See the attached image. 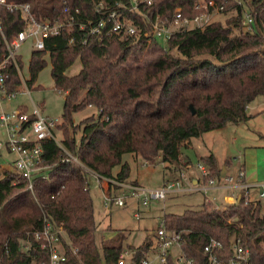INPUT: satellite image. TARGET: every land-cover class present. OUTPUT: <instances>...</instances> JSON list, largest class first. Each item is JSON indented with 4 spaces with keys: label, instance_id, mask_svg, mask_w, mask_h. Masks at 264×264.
Instances as JSON below:
<instances>
[{
    "label": "trees",
    "instance_id": "trees-1",
    "mask_svg": "<svg viewBox=\"0 0 264 264\" xmlns=\"http://www.w3.org/2000/svg\"><path fill=\"white\" fill-rule=\"evenodd\" d=\"M22 1L30 2L38 20L75 17V23L61 34L45 39L44 50L32 52L27 84L31 87L46 67L48 53L55 88L65 95L63 122L58 127L63 143L100 175L127 181L131 169L123 160L127 153L151 162L159 159L165 169L181 171L191 163L184 162L183 149L192 147V138L247 121L251 118L248 105L264 95V0L251 1L260 13L255 32L243 30L240 5L215 0L224 5L219 19L201 28L175 31L167 47L158 40L149 43L144 33L157 16L173 20L178 8L184 16L193 17L198 0H152L134 10L130 9L131 0ZM99 2L105 6L101 11L97 10ZM113 9L122 19L134 22L138 33L109 31L100 39L80 28L86 18L98 22ZM0 16L8 39L27 27L20 11L2 8ZM111 22L108 18L104 32L111 28ZM72 36L74 42L70 43ZM3 44L0 34L1 48ZM77 60L81 69L68 75L66 71ZM19 61L22 63L21 57ZM9 83L12 89L21 83L13 67ZM88 106L96 108L95 115L76 124L74 114ZM43 145L46 161L53 167L46 178L35 177L33 188L17 169L5 170L0 177V264H48L50 249L43 248V239L35 237L36 231L44 229L46 219L58 232L68 264H118L126 238L116 235L103 239L99 248V223L86 188L88 173L74 161L61 163L63 151L56 142L45 140ZM200 160L210 167L212 175L219 171L214 154ZM163 220L169 231L181 234L180 251L200 264H208L204 248L211 239L223 243L221 253L226 263L233 254L234 239L249 248L252 264H264V206L260 200L247 201L241 195L226 209L203 203L182 213H167ZM152 245L147 236L140 246L129 247L139 260ZM166 264H177L174 253Z\"/></svg>",
    "mask_w": 264,
    "mask_h": 264
},
{
    "label": "built area",
    "instance_id": "built-area-1",
    "mask_svg": "<svg viewBox=\"0 0 264 264\" xmlns=\"http://www.w3.org/2000/svg\"><path fill=\"white\" fill-rule=\"evenodd\" d=\"M232 1L242 7L241 22L243 30L255 32L257 16L260 13L254 5H251L252 0ZM145 2L150 4L152 0H131L130 9H138L140 4ZM194 7L198 12L191 18L184 16L180 8L176 10L174 18L171 21L161 20L157 16L151 23V29L144 33L149 43L152 40H158L163 42L164 46L167 47L166 44L175 31L204 27L219 19L218 17L224 10V5L217 3L215 0H198ZM2 8H6L10 12L20 11L21 18L25 21L27 27L24 30H20L11 39H8L2 29L3 20L0 16V34L4 43L3 47H0V152H8L15 155L13 164L18 172L29 181L30 188H33V181L36 176L41 175L46 178L53 167L51 163L46 161L43 145L45 140H52L63 151L60 159L61 163L74 161L82 166L88 174H94L100 185L102 183L107 185V188H104L107 202L111 201L117 205L125 204V200L121 196H110L113 185L131 188L133 194L141 198L142 202L146 205L153 200H163L170 193L182 191L183 180L190 175L189 172L194 166L192 164H188L185 169H182L177 179H169L161 187L143 188L129 185L115 178L100 175L81 163L78 157L66 148L63 139L58 138L56 135L59 125L63 122L62 118L44 116L34 102L31 111L24 108L9 109L6 107L7 103H11L17 97L18 88L22 87L20 84L27 85V79L24 76L22 65L19 61V57L21 56L19 50L23 44L31 37L35 49L44 50L45 39L61 34L66 27L75 23V17L72 16L71 19L67 20L60 18H41L38 20L36 13L31 9L30 2L22 0H0V12ZM104 8V3L99 2L97 10L101 11ZM66 10L67 7H65L64 11ZM76 11L78 12V9ZM108 18L112 21L111 28L104 32ZM79 26L81 29H88L91 34L98 35L100 39L104 34H108L109 31L130 35H135L139 31L134 22L122 19L121 14L116 9L111 10L106 16L103 15L98 22L86 18L85 21L80 22ZM69 41L73 43L74 37L72 36ZM11 67L15 68L21 79V83L17 84L13 89L9 83ZM197 164L202 181L197 185H193L191 189L208 194L211 189L217 187L216 176L212 175L210 167L203 161L200 160ZM244 176V171H241L236 183L233 186L230 185L229 188H242L243 192L239 196L243 195L247 201H252V190L263 188L259 193V198L264 197V183L260 184L247 181L244 179ZM228 180L230 179L228 178ZM88 187L86 186V188ZM233 197L235 201L237 196L235 195ZM35 237L36 239H43V248L49 247L50 249V260L48 264H68L67 255L61 250V246H58V232L53 228L49 220L46 219L42 231L35 232ZM182 243L183 239L181 234L175 230L169 231L165 224L162 223L156 233V252L154 256L147 253L145 257L136 260L135 250H123L118 258V264H156V262H158L157 264H166L168 256L172 253L171 248L175 245L181 247ZM222 249L223 243L217 239H211L206 244L204 251L207 255L208 264H252L249 261V248L242 245L239 240L234 241L233 239V254L229 257L228 263L222 258ZM176 261L177 264H200L197 259L187 256L182 252L176 255Z\"/></svg>",
    "mask_w": 264,
    "mask_h": 264
},
{
    "label": "rangeland",
    "instance_id": "rangeland-1",
    "mask_svg": "<svg viewBox=\"0 0 264 264\" xmlns=\"http://www.w3.org/2000/svg\"><path fill=\"white\" fill-rule=\"evenodd\" d=\"M220 19L224 21L225 17L222 16ZM34 50L36 49L31 37L19 50L23 73L27 80L31 77L29 62ZM45 59L47 60V65L40 71L35 83L31 87L28 84H20L22 87L18 88V95L11 103L16 108L27 106L29 111H31L34 102L44 116L62 118L65 95L55 88L50 56L45 55ZM81 67V61L77 60L66 73L68 75L77 74ZM95 113L96 108L88 106L86 109L74 114L75 123L79 124L82 119L95 115ZM248 113L251 118L247 121L230 123L225 127L193 138V146L190 149H183L184 158H190L193 162L194 166L191 171L198 170L197 163L200 155L214 154L219 170L214 172L216 178L221 179L223 177L228 182H231V179L235 182L238 180L240 172L244 171V179L249 181L246 179V167L247 174L252 181L260 184L264 183V95L259 96L251 103ZM61 133L62 130L58 128L56 135L60 139L63 136ZM76 135L79 139L81 136L80 129L77 130ZM9 159L14 160L15 156L7 152H0V177L3 176L5 167L16 169L14 165L8 166V164H4V161ZM123 160L128 161L131 168L130 176L126 182L138 180L144 188L161 187L166 182L164 179L165 164L160 162L159 159L151 162L127 153L124 155ZM118 168L116 167L115 170ZM7 169L10 170L9 168ZM223 170L225 171V176H222ZM166 173L170 174L168 178H174L172 177L175 175L174 172L168 171ZM88 178V188L94 201L95 218L99 223L96 231L99 248L103 239L124 235L126 238L124 250H132V248L140 246L147 236L151 237L152 242L155 241L158 227L161 225V219L165 213H182L186 208L196 209L203 203L212 208L226 209L234 203L223 202L224 196L227 194V191L223 189L215 192L209 191L208 194L203 192L169 194L166 200H153L146 205L141 198L133 193L131 194L127 187H122V189L113 187L110 193L112 195L116 193L125 200L124 205H117L111 201L107 202L105 191L94 174L89 173ZM187 180L182 184L183 187L188 184ZM261 189L263 190V188ZM256 192L258 193L257 190L253 191V197L256 196ZM214 196L217 197L218 202L216 199H212ZM261 203L264 206V197H262ZM23 243L29 245L27 241H23ZM58 246H61L60 242Z\"/></svg>",
    "mask_w": 264,
    "mask_h": 264
},
{
    "label": "crops",
    "instance_id": "crops-1",
    "mask_svg": "<svg viewBox=\"0 0 264 264\" xmlns=\"http://www.w3.org/2000/svg\"><path fill=\"white\" fill-rule=\"evenodd\" d=\"M46 55H49L48 53L46 54ZM6 107L7 108H9V109H12V108H16L15 107V105L13 106V103H7L6 104ZM24 107H26L27 108V110H29L28 109V107L27 106H21L20 108H24ZM251 107V104H249L248 105V109H247V111L249 110V108ZM18 108V107H17ZM62 134V133H61ZM63 139V138H62ZM192 140H193V138H192ZM192 140H191V142H192ZM192 146H193V144H192ZM8 153V152H7ZM9 154H11V153H9ZM207 155H210V154H204V155H200L199 157H202V156H207ZM15 156V155H14ZM135 156V155H134ZM135 157H137V156H135ZM138 158V157H137ZM184 158V157H183ZM184 160V162L185 161H188V160H190L191 161V163L190 164H192L193 165V162H192V160L190 159V158H187V159H183ZM198 161H200V158H198ZM202 161V160H201ZM8 164V166H13L14 164H13V159L12 160H8V161H4V164ZM15 166V165H14ZM7 168H9V169H12V167H5V170H8ZM4 170V171H5ZM119 170V168L118 169H116L115 170V172H117ZM3 171V172H4ZM170 172V171H172V172H174L175 173V175L174 176H172V177H174V178H168L169 176H170V174L168 175L166 172ZM179 169H172V170H170V169H165V173H164V179L166 180V181H168L169 179H172V180H175V179H177L178 178V174H179ZM245 172H246V179H248L249 181L251 180V178L248 176V174H247V170H246V167H245ZM189 176L188 177H186L187 179H189V180H187V182H188V184L185 186V187H183V190L182 191H177V192H173V193H170V194H177V193H180V192H186V193H194V192H201V191H199V190H192L191 189V187H193V185H197L198 183H200L201 181H202V177H201V174H200V172L197 170H195V171H190L189 172ZM164 180V181H165ZM184 180H185V178H184ZM183 180V183L184 182H186V180L184 181ZM216 180H217V187H215L214 189H211L210 191H213V192H215V191H219V190H226L227 191V194H225V196H224V200H223V202H227V201H229L230 203L231 202H235L234 200H233V196H237V198H239V195L240 194H242V192H243V189L242 188H229V186L230 185H234L235 183H236V181L235 182H233L232 181V179H231V182H228L227 181V179H225V178H221V179H218V178H216ZM137 181V182H136ZM136 181H128V182H126L125 181V183H127V184H129V185H135V186H140V187H143L139 182H138V180H136ZM163 181V182H164ZM250 182H253V183H256V182H254V181H250ZM165 183V182H164ZM163 183V184H164ZM102 187H103V189L104 188H107V185H105V184H103L102 183V185H101ZM119 186V185H118ZM120 188H118V189H122V187L123 186H119ZM128 188V187H127ZM144 188V187H143ZM113 189V186L111 187V190ZM128 190L131 192V194L133 193V190L131 189V188H128ZM258 191V193L256 192V196H254L253 197V191ZM262 189L261 188H259V189H254V190H252V201H257V200H262V198H259V193H260V191H261ZM116 194V193H115ZM110 194V196L111 197H117L118 196V194ZM169 195V194H168ZM167 198V197H166ZM166 198L165 199H163V200H166ZM208 199V198H207ZM212 199H216V201L218 202V199H217V197L216 196H214V198H212ZM222 202V201H221ZM203 204H201L199 207H201ZM198 207V208H199ZM186 209H192V208H186ZM185 209V210H186ZM184 210V211H185ZM183 211V212H184ZM171 213H174V212H171ZM165 214H167V213H165ZM164 214V215H165ZM164 215H163V217H164ZM163 217H162V219H161V224L162 223H164V220H163ZM161 225H159V227H160ZM158 227V228H159ZM155 244H156V236H155V241L153 242V245H152V249H151V251L148 253L149 255H151V256H154L155 255V252H156V249H155ZM132 250H134V249H132ZM171 251H172V253H174L175 255H177L178 253H181V251H180V246H178V245H175V246H173L172 248H171ZM158 262H156V264H157Z\"/></svg>",
    "mask_w": 264,
    "mask_h": 264
},
{
    "label": "water",
    "instance_id": "water-1",
    "mask_svg": "<svg viewBox=\"0 0 264 264\" xmlns=\"http://www.w3.org/2000/svg\"><path fill=\"white\" fill-rule=\"evenodd\" d=\"M190 107H191L193 113H195V109H194L193 105H190ZM222 176H225V171L224 170L222 171ZM240 197L241 196H239L238 200L240 199Z\"/></svg>",
    "mask_w": 264,
    "mask_h": 264
}]
</instances>
